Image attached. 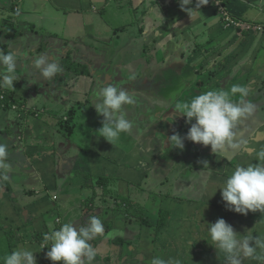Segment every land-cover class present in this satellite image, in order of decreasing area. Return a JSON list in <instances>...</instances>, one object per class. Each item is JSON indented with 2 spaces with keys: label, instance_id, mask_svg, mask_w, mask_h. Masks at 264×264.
Segmentation results:
<instances>
[{
  "label": "crops",
  "instance_id": "crops-1",
  "mask_svg": "<svg viewBox=\"0 0 264 264\" xmlns=\"http://www.w3.org/2000/svg\"><path fill=\"white\" fill-rule=\"evenodd\" d=\"M23 1L29 2L26 7L20 6L22 0H0V30L13 24L19 40V49L9 41L10 50L16 54L25 48L31 57L37 56V39L40 49L60 44L66 48L54 60L86 70L77 74L68 68L65 88L55 84L61 77L37 87L42 82L33 66L25 70L35 82L25 88L29 98L21 96L17 108L7 104L0 109V143L6 145L9 165L0 169V258L26 247L34 251L37 264H63L47 259V248L40 249L44 235L66 222L84 225L93 214L105 228L104 236L89 241L97 253L93 264H150L153 257L178 264H228L208 233L207 224L218 218L240 234L251 231L264 237V212L236 213L226 208L219 188L214 193L237 165L255 163L253 150L264 147V0H226L233 16L263 25V30L249 32L226 27L210 0L191 15L178 0ZM30 2L49 6L54 17L43 25L35 22L32 16L43 15V10ZM19 14L26 23L17 22ZM130 25L135 34L124 39ZM136 40L139 47L132 53ZM162 44L176 47L169 52L175 58L168 66L162 64ZM63 50L69 61L62 58ZM140 57L147 66L143 76H150L128 92L135 99L153 94L158 106L143 101V118L137 120L129 117L125 105L126 118L138 126L111 144L99 137L103 117H97L94 93L105 85L103 80L114 78L109 68L119 70L125 60ZM132 71L130 76H138ZM148 84L152 92H147ZM234 84L249 89L243 100L253 110L233 129L232 140L214 152L192 141L189 149L173 146L169 137L179 133L184 138L185 127H190L175 105ZM22 86L18 78L14 89L0 91L15 104ZM67 91L68 98L62 93ZM232 99L240 98L237 94ZM18 128L27 132L24 139ZM242 264L264 262L242 258Z\"/></svg>",
  "mask_w": 264,
  "mask_h": 264
},
{
  "label": "clouds",
  "instance_id": "clouds-1",
  "mask_svg": "<svg viewBox=\"0 0 264 264\" xmlns=\"http://www.w3.org/2000/svg\"><path fill=\"white\" fill-rule=\"evenodd\" d=\"M179 6L189 15L193 14L208 0H178ZM34 68L40 77L50 79L62 71L59 63L49 60L47 55H41L33 61ZM17 57L12 51L0 52V88L14 89L18 79L16 75ZM2 92V91H0ZM4 93V92H3ZM5 94L4 106L10 104L9 95ZM239 96V102L232 97ZM249 94V89L241 84H234L230 90H207L194 96L187 102L178 103L175 109L182 114L190 127L182 138L179 133H173L169 141L173 146L183 149V140L210 146L212 151L230 142L234 136L233 129L242 120L247 118L253 110V105L243 100ZM96 101L94 108L103 120L98 130L99 137H103L111 144L117 141L121 133L131 130L132 123L126 118L123 110L125 105L134 102L133 97L125 90L112 84H105L94 94ZM194 118V122L193 121ZM255 163L237 165L227 176L220 189V195L226 208L236 213L247 215L249 212H264V147L253 150ZM8 153L6 145L0 143V169L9 167L6 163ZM206 165L208 162L203 161ZM6 178V177H5ZM213 193V194H214ZM208 233L217 251L225 254L228 264H242V258H251L264 262V237L254 235L251 231L240 234L223 218L214 223H208ZM115 231L109 232L112 237ZM105 235L102 220L95 214L84 225L74 222L63 223L59 229L46 233L44 244L40 249L47 248L45 256L52 262L62 261L63 264H93L96 250L89 243L97 236ZM0 264H37L34 251L28 248H17L0 258ZM150 264H178L172 258L168 260L153 257Z\"/></svg>",
  "mask_w": 264,
  "mask_h": 264
},
{
  "label": "rangeland",
  "instance_id": "rangeland-1",
  "mask_svg": "<svg viewBox=\"0 0 264 264\" xmlns=\"http://www.w3.org/2000/svg\"><path fill=\"white\" fill-rule=\"evenodd\" d=\"M29 3V2H28ZM28 3H24V1L22 0V3H20V6H24V7H26V5L28 4ZM44 3H42V2H40V3H34V2H30V5H32V6H34V7H36V8H41L42 7V10H43V15H40V14H38V13H35L34 14V16H32L33 17V20L35 21V22H38L39 24H45V23H47L48 22V19H51L52 17H54V12H51V8L49 7V6H42ZM45 7V8H44ZM33 8V7H32ZM19 20L17 21V22H20V23H26V22H24V20H23V17H24V15L22 14H19ZM112 17V16H111ZM41 18H42V20H41ZM33 21V22H34ZM11 23V22H10ZM57 23H58V28L59 27H61V19L59 20L58 19V21H57ZM12 25L13 24H11L10 25V27L9 28H7V29H4L3 28V30L4 31H6V32H9L11 29H12ZM1 27V26H0ZM129 27V28H128ZM125 30H126V32H125V34L123 35L124 36V39H127L129 36H134V34H135V31H136V29H134L133 27H131V25L130 26H128ZM32 29H33V31L35 32L36 31V28H34V26H32ZM125 30H120V32H123V31H125ZM4 31H2V30H0V38H2L3 39V36L5 35L3 32ZM60 32H62L61 31V29H60ZM3 33V34H2ZM12 41L14 42L13 44H14V47L16 48V49H19V45H18V43H19V40L17 39V38H12ZM53 41L54 42H57V39H53ZM64 40H60V42L62 43V44H66V43H64L63 42ZM38 43H39V39H37V41H36V46L34 45V47L35 48H37V50H36V55L37 56H31V57H29V56H27V52H28V50H25V48H24V50H21V51H18V53L16 52V57H17V69L16 70H18L19 69V73H16V75L18 76V78H19V80H20V84H23V86H22V89H20V91H19V94H18V96H19V98L21 97V96H23L24 98L23 99H28L29 98V95L28 94H26V92H25V88H27V87H34V85L33 84H35V82L33 81V79H27V76H26V73H25V70H30V68L31 67H33V59L35 60L36 58H38L39 56H41V55H47V57L49 58V60L51 61L52 60V58L54 59L55 58V55L56 56H58V50L59 49H64L65 50V48L66 47H63L62 45H60V44H55V43H52L51 45L49 44V47L48 48H46V49H40L39 48V46H38ZM27 44H29V41H28V43ZM17 45V46H16ZM30 45V44H29ZM164 44H162L161 46V49H162V52H163V54H162V64H164V66L165 65H167L168 66V64H169V62L170 61H172V60H174V58L175 57H173V56H171V58H169V55H170V53L169 52H171V51H173V49H174V51L173 52H175L176 51V47L174 46V47H172V46H170V45H168V44H166V45H164ZM38 46V47H37ZM26 47V46H25ZM137 47H139L138 46V43H137V40H136V42L134 43V45H132V53H133V51L137 48ZM8 48H10V44L8 43ZM0 49H1V47H0ZM141 49V48H140ZM63 50V51H64ZM26 52V53H25ZM141 52H142V50H141ZM55 54V55H54ZM172 54H174V53H172ZM132 57V56H131ZM24 58H26L27 59V61H26V63L24 62ZM62 58H65L67 61H69V56H67V58H66V52L64 51L63 52V54H62ZM64 62V61H63ZM125 62H126V64L127 65H125L124 67H122V68H120L119 70L118 69H115V68H109V72H108V74L109 73H112L113 74V76H114V78L113 79H111V80H103V77L101 78L103 81H105V82H102V80H101V82L103 83V84H110V82H111V84L112 85H122L123 86V88H121V89H123V90H125L126 92H131L132 90H134V89H136V86H135V83H137L138 84V82H142V83H144V82H146V80H147V78L146 77H149L150 76V74H148L147 73V75L146 76H143L144 75V72L147 70V66H146V61L143 59V58H139V59H127V60H125ZM148 62V61H147ZM149 63H151L150 64V66L151 65H154L155 64V61L154 60H152V61H149ZM61 65H63V67L62 66H60L61 68H62V71L61 72H59V73H57L56 75H57V77L56 76H54V78L57 80V79H59L60 77H61V81L60 82H56V80L54 79L53 81H55L56 83V86H58V87H63L62 86V83L64 84V88H65V85H68L69 84V82H68V79H69V76H70V74L68 73V72H70L69 71V63H65L64 62V64H62V63H60ZM158 64V62H156V65ZM78 66V65H77ZM80 66V65H79ZM86 66V65H85ZM88 67V66H87ZM171 67V66H170ZM76 68H81V67H76ZM132 70H134L136 73H137V75L138 76H130L129 74H134L133 73V71ZM216 72V71H215ZM213 73H214V71H213ZM204 76H206L205 75V73L203 74V76H202V79L203 78H205ZM36 78L37 79H39V80H41V82L42 83H39L38 85H37V87H39L40 85H42L43 84V81L44 80H47V79H44V78H42V77H40V75L39 76H36ZM210 80L212 79V78H209ZM207 81V83H210L211 81ZM52 81V82H53ZM107 81V82H106ZM151 82H152V80H151ZM97 83V82H96ZM143 85V84H142ZM67 88V87H66ZM94 88V87H93ZM101 88V87H100ZM63 89V88H62ZM95 89H98V88H95ZM94 89V90H95ZM146 89H147V92H152L150 89H151V86L148 84L147 85V87H146ZM70 91H71V89H69ZM99 90V89H98ZM27 91V90H26ZM64 91V90H63ZM128 92V93H129ZM28 93H30V92H28ZM62 93H64V94H67L65 97L66 98H68L69 96V94H68V91L67 92H62ZM59 94V93H58ZM58 94L56 95V97H58ZM95 94V93H94ZM132 97H133V99H134V102L132 103V104H128L127 105V108L125 109V111L129 114V117L130 118H134V119H137V120H139V119H141V118H143V116L141 115L142 114V111H141V108H142V106L144 105V103H143V101L144 102H147V103H151V102H154V104H155V106H158V104L156 103L157 101H156V96H153V94H147V95H145V94H140V97H139V99H135V98H137L133 93H129ZM193 94V93H192ZM51 96H53V94L51 93ZM95 96V95H94ZM156 98V99H155ZM22 98H20V102H15V104H13L14 105V107L15 106H17V107H19V105H20V103L22 102V100H23ZM83 99V98H82ZM51 102L53 101V99H51L50 100ZM79 101V100H78ZM159 102V101H158ZM152 104V103H151ZM22 107V110H21V113L22 114H24L25 112H26V109H25V107L26 106H21ZM35 113H36V115L37 114H39L40 113V111L39 110H37V111H35ZM153 114V113H152ZM154 115V114H153ZM45 116V115H44ZM97 117H102V115H99V114H97ZM132 126L133 127H137L138 125H136V123H132ZM19 129L20 128H18V131H19ZM188 129H189V127H185V130L186 131H188ZM42 130V129H41ZM43 131V130H42ZM43 133V132H42ZM184 134H185V132H184ZM187 140V139H186ZM186 140H185V142H186ZM192 147V145H191V143H190V140H187V144L185 143V145H184V148L185 149H189V148H191Z\"/></svg>",
  "mask_w": 264,
  "mask_h": 264
},
{
  "label": "built area",
  "instance_id": "built-area-1",
  "mask_svg": "<svg viewBox=\"0 0 264 264\" xmlns=\"http://www.w3.org/2000/svg\"><path fill=\"white\" fill-rule=\"evenodd\" d=\"M212 5L215 7L218 15L222 19L226 27H235L239 31H253V30H263V25L259 23H251L249 21H244L240 18L233 16L227 9L225 3L226 0H210ZM5 94L0 92V107L4 106Z\"/></svg>",
  "mask_w": 264,
  "mask_h": 264
},
{
  "label": "trees",
  "instance_id": "trees-1",
  "mask_svg": "<svg viewBox=\"0 0 264 264\" xmlns=\"http://www.w3.org/2000/svg\"><path fill=\"white\" fill-rule=\"evenodd\" d=\"M14 31L15 30L11 29L9 32L5 33V36H3V39L0 38V47H1V49H5L6 50L5 53L11 51L10 48H8V43H9V41L12 38L15 37V32ZM65 63H70V61L69 62H65ZM75 65L76 64H74L73 62L71 63V65L70 64L68 65V66H70L69 68L71 69V71H74L77 74H83L85 72V70H86L85 68L84 69H76V68H74ZM164 82L167 83V84H170V78L168 77L166 80H164ZM70 116H71V114H70ZM66 124H67V121H66V123L63 122L62 126L66 125ZM68 129H69V127H68Z\"/></svg>",
  "mask_w": 264,
  "mask_h": 264
},
{
  "label": "water",
  "instance_id": "water-1",
  "mask_svg": "<svg viewBox=\"0 0 264 264\" xmlns=\"http://www.w3.org/2000/svg\"><path fill=\"white\" fill-rule=\"evenodd\" d=\"M0 109H3V108H0ZM6 130H8V129H6ZM16 132H19V133H20L19 137L22 138V139H24L25 134L27 135V132L24 131V130H22V129H21V130L19 129V131H16ZM15 134H16V133H15ZM36 137H37V136H36ZM36 137H35V138H36ZM37 138H38V137H37ZM19 146H20V144H19Z\"/></svg>",
  "mask_w": 264,
  "mask_h": 264
},
{
  "label": "flooded vegetation",
  "instance_id": "flooded-vegetation-1",
  "mask_svg": "<svg viewBox=\"0 0 264 264\" xmlns=\"http://www.w3.org/2000/svg\"><path fill=\"white\" fill-rule=\"evenodd\" d=\"M164 78H166V79H167V77H164Z\"/></svg>",
  "mask_w": 264,
  "mask_h": 264
}]
</instances>
